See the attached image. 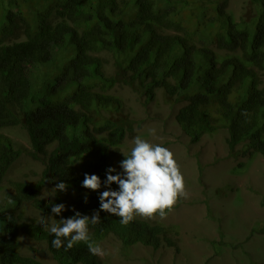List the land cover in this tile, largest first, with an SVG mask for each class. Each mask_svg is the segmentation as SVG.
Masks as SVG:
<instances>
[{"label": "trees", "instance_id": "16d2710c", "mask_svg": "<svg viewBox=\"0 0 264 264\" xmlns=\"http://www.w3.org/2000/svg\"><path fill=\"white\" fill-rule=\"evenodd\" d=\"M246 3L238 12L232 0H0V264H41L22 252L24 237L60 264H103L84 242L56 250L38 220L100 210L107 169L122 173L119 152L139 125L127 94L145 110L161 98L194 145L225 132L229 159L264 158V0ZM25 154L40 172L19 175ZM85 174L100 178L99 192L82 187ZM58 182L68 190L50 202L45 190ZM100 219L89 226L98 245L180 249V227L158 216Z\"/></svg>", "mask_w": 264, "mask_h": 264}, {"label": "rangeland", "instance_id": "374dc122", "mask_svg": "<svg viewBox=\"0 0 264 264\" xmlns=\"http://www.w3.org/2000/svg\"><path fill=\"white\" fill-rule=\"evenodd\" d=\"M247 1L232 0L231 8L242 12L244 6L243 9L249 8ZM128 96H131L129 103L139 125L126 138L120 157L130 154L137 136L173 153L184 177L188 197L181 199L173 212L161 221L180 227V236L175 237L180 249L155 251L141 246L125 249L120 240L112 237L100 245L107 253L99 257L102 263L264 264V207L261 205L264 201V158L240 154L235 158L239 161L229 159L225 132L204 137L194 145L174 124L170 110L161 98L157 108L145 110L135 96ZM10 134L28 148L22 131L14 130ZM240 149L245 152L243 146ZM249 159H252L251 163ZM21 163L20 176L26 168L27 173L40 172L38 164L26 154ZM240 163L248 165L235 169ZM49 190H45V197L52 202L55 197ZM22 252L41 264H60L45 243L28 237L22 239Z\"/></svg>", "mask_w": 264, "mask_h": 264}, {"label": "clouds", "instance_id": "9594fccd", "mask_svg": "<svg viewBox=\"0 0 264 264\" xmlns=\"http://www.w3.org/2000/svg\"><path fill=\"white\" fill-rule=\"evenodd\" d=\"M133 144L129 155L122 153L125 157L120 162L122 173H117L115 168L107 169V179L103 182L107 190L99 195V211L91 217L76 212L73 217L62 218L59 222L52 216L41 214L38 224L54 235L52 246L56 250L64 248L67 251L78 242H84L91 254L103 257L107 253L92 239L89 230L90 225L95 226L101 222L100 211L120 218L123 224H129L137 217L155 219L158 216L165 219L181 199L188 197L180 166L170 150L149 143L139 136ZM113 184L118 185V190H112ZM101 186L102 181L98 176L85 174L83 188L99 192ZM67 190V184L58 182L49 191L55 197L57 192ZM7 203L12 205L14 201L7 197ZM64 210L63 204H54L51 208L55 215H60Z\"/></svg>", "mask_w": 264, "mask_h": 264}]
</instances>
